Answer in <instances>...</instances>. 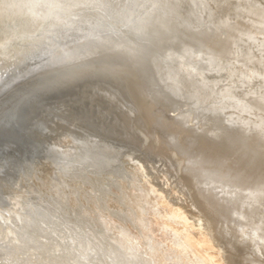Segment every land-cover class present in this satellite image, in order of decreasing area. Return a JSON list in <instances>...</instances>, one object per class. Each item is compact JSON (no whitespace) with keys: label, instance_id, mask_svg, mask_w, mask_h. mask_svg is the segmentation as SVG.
<instances>
[{"label":"rangeland","instance_id":"obj_1","mask_svg":"<svg viewBox=\"0 0 264 264\" xmlns=\"http://www.w3.org/2000/svg\"><path fill=\"white\" fill-rule=\"evenodd\" d=\"M0 10L29 21L0 91V256L196 264L151 230L160 208L219 263L264 264V0ZM20 115L21 139L3 137Z\"/></svg>","mask_w":264,"mask_h":264},{"label":"bare ground","instance_id":"obj_2","mask_svg":"<svg viewBox=\"0 0 264 264\" xmlns=\"http://www.w3.org/2000/svg\"><path fill=\"white\" fill-rule=\"evenodd\" d=\"M17 15L18 14L15 15V14L7 12V10H5V11L0 10V23L3 22L2 31L4 32V33L0 32V35L2 37L5 36V38L0 39V91L2 89H4L6 86H8L10 83H12V81L16 80L19 77V76L16 77L14 75L15 77H12V78L8 79L7 81H3L5 74L7 72H9L8 71L9 66L14 64V62L8 63L9 57H14L15 60L19 58V54H20L19 50H18L19 48H17L16 45L14 44V42H16L18 39V37H16V35L24 32V30L26 28L24 26H27L28 22H29L26 17L22 18L20 15H18V16ZM20 21L22 23L23 22L25 23L24 26H23V24L21 26H20V24L19 25L17 24ZM16 25L20 26V27H17V29L19 28L18 33L6 36L5 33L7 30H5V29L9 28V26L12 27V26H16ZM13 50H14V54H11V52ZM158 210L156 212L152 213V215L148 219L150 222V223L148 222V224H149L150 228L152 227L151 230L154 229L153 230L154 232L157 229L161 230L162 228H163V230H166L168 232V233L166 232L167 234H169V235L171 234L172 237H174L173 239L171 238L170 239L171 241H168V242H172V240H173L172 246H176V247L180 248L181 250L183 249L184 252H186V253H191V255L193 257H196V259H197L196 264H221V263H219L216 255L214 253L215 251L212 252L214 249L211 250L212 247H211V244L209 243L210 241H208L206 239V237L200 236V235L198 236L196 234H193V236L187 235V227L188 226L184 222L185 216L182 214L183 212L181 213V211H179V209H175L174 211H170V212L168 211L167 213H163V211L160 208ZM40 218H42V216H40ZM170 220H175V222H178V223L183 222V224L184 223L185 224H184V226L174 228V227H172ZM42 222H44V220H42ZM36 224H38V226H42V224H40V222H36ZM44 224H46V222H44ZM46 226H48V224H46ZM195 232H199V231H195ZM164 235H166V234H164ZM167 237H169V236H167ZM165 239L163 238L162 240H165ZM38 244H39V242H35L36 247L39 246ZM168 244H170V243H168ZM10 255H12V254H10ZM22 258H24V257L22 256ZM28 260H30V258ZM24 262L26 264H30L29 263L30 261L26 262L25 259H18L15 256H10V257L7 255L6 256L5 255L0 256V264H22ZM39 262H40V260H39ZM32 264H38V263H37V261H33Z\"/></svg>","mask_w":264,"mask_h":264},{"label":"water","instance_id":"obj_3","mask_svg":"<svg viewBox=\"0 0 264 264\" xmlns=\"http://www.w3.org/2000/svg\"><path fill=\"white\" fill-rule=\"evenodd\" d=\"M17 22V21H16ZM18 25L20 24V26L23 24V26H24V22L22 23L21 21L20 22H18L17 23ZM20 26H9V28H7V29H5V30H7L6 31V33H5V35L7 36V35H12V34H15V33H18V29H17V27H20ZM22 26V27H23ZM24 27H26V26H24ZM0 32H2V33H4L3 31H2V29H3V22L2 23H0ZM7 75H8V72L5 74V76H4V78H3V81H6V79H7ZM1 122V121H0ZM2 123H5V122H2ZM25 124H26V122H25V120H24V118L22 117V115H20L18 118H17V120H15V121H8V120H6V128L5 129H8V131H6L5 133H3V137H6L7 135L8 136H14L13 138H17V139H21V137H22V134H24V127H25Z\"/></svg>","mask_w":264,"mask_h":264}]
</instances>
